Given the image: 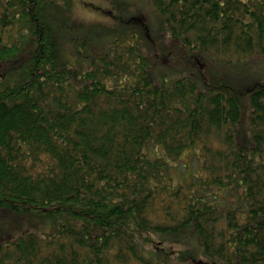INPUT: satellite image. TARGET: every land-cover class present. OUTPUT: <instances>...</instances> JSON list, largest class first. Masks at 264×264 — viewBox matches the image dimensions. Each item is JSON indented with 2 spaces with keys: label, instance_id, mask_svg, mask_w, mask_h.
I'll return each mask as SVG.
<instances>
[{
  "label": "trees",
  "instance_id": "trees-1",
  "mask_svg": "<svg viewBox=\"0 0 264 264\" xmlns=\"http://www.w3.org/2000/svg\"><path fill=\"white\" fill-rule=\"evenodd\" d=\"M142 1L155 57L138 29L92 53L72 0H0V264H264V79L236 78L264 0ZM168 37L198 73L155 77Z\"/></svg>",
  "mask_w": 264,
  "mask_h": 264
},
{
  "label": "rangeland",
  "instance_id": "rangeland-1",
  "mask_svg": "<svg viewBox=\"0 0 264 264\" xmlns=\"http://www.w3.org/2000/svg\"><path fill=\"white\" fill-rule=\"evenodd\" d=\"M69 13L71 16V24L74 26H68L67 29L69 30L66 31L70 34H83L84 32L88 34L89 37L92 38L90 40V51L92 53L96 52L99 55L108 53L111 41L120 33L124 34V32L132 29L142 31L141 34H137L133 31L131 35L135 37L134 39H130L129 42L136 40L149 56L155 57V52L158 47H163V44H160L162 42L160 36L166 37V34L163 30L159 29L158 17L154 14L155 12L142 0H131L130 4L129 2H123L121 0H72ZM63 18L65 19V17ZM142 27H144V30ZM97 36L98 39H95ZM139 38H141V40H139ZM166 40L170 45L169 50L160 48L161 58H159V60L157 57L156 62H163L159 65L156 63L153 69L155 77L158 78L157 75L164 72L178 71L180 68L195 70L191 66L192 63L195 64V60L202 65L204 64L202 61H199L196 56H183V47L175 40L171 41V38ZM255 61L256 63H260L257 67L247 68L245 69L246 71L242 69L240 70L241 73L237 72L238 75H236V78L239 77V81L252 82L250 79L252 75L264 79V61H261L259 57L254 58L253 62ZM205 69L208 72V64H205ZM211 71H217L216 67H212ZM233 76L235 77V75ZM260 78L252 79L260 80ZM192 153L184 154L182 157L183 162L180 161L178 163L177 169L179 172L177 174L180 177H182L181 173L186 171L182 168L184 165H189L192 174L197 173L200 169V161L196 159V156ZM177 174L176 176L179 178ZM175 249L176 248L170 247L172 256L173 253H176L177 249Z\"/></svg>",
  "mask_w": 264,
  "mask_h": 264
}]
</instances>
